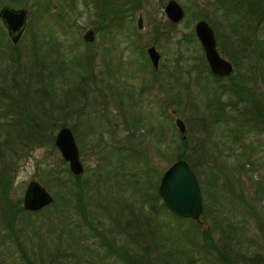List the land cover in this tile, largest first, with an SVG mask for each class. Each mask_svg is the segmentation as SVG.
Wrapping results in <instances>:
<instances>
[{"label": "rangeland", "instance_id": "1", "mask_svg": "<svg viewBox=\"0 0 264 264\" xmlns=\"http://www.w3.org/2000/svg\"><path fill=\"white\" fill-rule=\"evenodd\" d=\"M25 1L31 8L24 7L28 23L16 49L0 19V58L7 57V66L19 68L14 78H8L11 98L0 96V151L7 156L12 202L19 201L23 207L32 181L45 187L54 201L38 212H18L13 229L5 225L0 211V264H126L108 256L105 237L118 240V249L134 258L143 255L155 262L160 255L158 264H164L171 253L169 264H184V252L196 264H221L215 252L207 251V231L231 259L248 251L260 252L264 133L238 139L239 131L260 130L250 124L243 130L236 123L211 125L208 106L217 103L222 91H226L222 102L238 103L234 83L255 91L258 85L264 99V65L233 51L232 31L215 2L175 0L184 18L173 23L164 12L170 0H149L148 8L128 16L124 26L100 31L96 0H52L50 11L41 17L35 12V1ZM3 5L7 3L0 2V10ZM60 12L66 13L64 19H59ZM202 16L214 30L218 51L234 66L231 76L219 82L210 76L195 34ZM35 30L39 60L33 46ZM87 30L95 33L91 43L83 38ZM150 47L160 54L157 72L147 53ZM18 54L22 57L15 60ZM38 72L44 82L51 83L47 92L39 91ZM4 101L12 107L18 103L20 114H13L12 108L3 110ZM238 107L249 109L246 102ZM177 118L187 128L186 147ZM26 119L33 126L48 125L55 136L62 124L72 129L85 168L81 175L84 216L76 199L65 195L61 187L60 178L67 181L70 168L55 145L26 147L17 137V132L29 131ZM140 136L145 140L144 154L135 148ZM242 143L249 153L246 158ZM184 150L199 174L204 211L198 227L173 216L162 199L141 204V195L158 194L162 175ZM136 232L145 236L139 239L144 249L145 244L151 249L150 254L132 240L138 238ZM225 232L226 238L236 235V240L225 245L221 241Z\"/></svg>", "mask_w": 264, "mask_h": 264}, {"label": "trees", "instance_id": "2", "mask_svg": "<svg viewBox=\"0 0 264 264\" xmlns=\"http://www.w3.org/2000/svg\"><path fill=\"white\" fill-rule=\"evenodd\" d=\"M35 1V12L40 14H45L50 11V3L52 0H32ZM215 2L217 11H222L225 20L227 21V25L230 27L233 35V40L231 41V46L233 47V51L237 53H243L244 57H247L251 60H256L258 63H261L264 65V0H212ZM1 4L7 3V6H14L16 7H28L27 1L25 0H0ZM97 4V12L96 15L99 18L100 25L98 29L100 31L109 29L111 25L113 26H119L122 27L125 24L126 18L130 15H134V13L137 10L141 9H147L149 5V0H96ZM6 6V5H3ZM32 6V5H31ZM63 10V9H62ZM61 10V11H62ZM65 13V12H64ZM60 12L58 14L59 19H64V16H66V13ZM202 19L208 21V18L206 16H202ZM98 29H95L96 31ZM38 34L35 30V57L38 59L39 57V39ZM41 44V43H40ZM39 60V59H38ZM32 65L35 64V58L31 60ZM86 66L88 65L85 63ZM205 66H207L206 61L204 60ZM262 65V66H263ZM62 66V64L60 65ZM208 68V66H207ZM209 71V70H208ZM263 74V69H262ZM210 76L213 78L214 81L219 82L221 79L213 76L211 72L209 71ZM36 78L41 81L42 85L40 86V92H47L49 85L51 86V83L44 82L45 78L41 77L43 76L42 72H38L36 74ZM235 86L239 87L236 89H233L236 91V94L240 97L239 102H246L247 107L249 109L247 111H241L238 107V103L235 102H222L221 96L225 94L226 91H222L220 93V97H217V103L209 104V110L210 114L212 116L209 118V123L212 124H219V125H227L229 123H236L239 126L240 130H243L244 126L251 125V127L256 126L257 129L260 131H239V135H237V138L246 139L250 137L253 134H262L264 133V127H260L261 125H264V99L261 97V93L259 95L258 90L260 91V88L258 85H256L255 89H258L257 91L252 90L245 86H240L238 83H234ZM224 86H222L223 88ZM70 91H67V94L71 93ZM18 93V92H17ZM258 93V94H257ZM19 95V94H18ZM219 101V102H218ZM251 107V108H250ZM29 121L26 119L25 121V127L29 128V131H26L27 133H24L22 131L21 133L17 132V137L20 139L21 143L24 146H31L38 147V146H44L47 143H53L55 145V135L52 133V128L48 125H40L38 123H35V126L28 123ZM239 122V123H238ZM58 125V124H57ZM61 127L66 126L65 124L60 125ZM40 128L39 131L37 129ZM34 129L36 131H34ZM235 132V131H234ZM236 137V136H235ZM188 140L184 139L182 137V146L186 147ZM51 143V144H52ZM145 140L142 136L138 138V142L136 143L139 148V153L144 154L145 149L144 145ZM56 147V146H55ZM57 148V147H56ZM203 151L206 150V148L202 147ZM135 150V149H134ZM187 152L181 151L179 154H177V160L178 159H185L190 163L189 156L186 154ZM231 154H235V149L231 148ZM242 156L246 158L249 153L247 152L246 145L242 143ZM142 156V155H141ZM6 153L4 150L0 151V211L1 216L3 218V221L5 225H7L10 229H13L14 224V218L16 217V214L19 212H27L24 210V208L20 205L19 201L12 202L10 200V190L12 186V180L11 177L9 178L6 175V168H7V161H6ZM64 164L66 163L64 160L62 161ZM68 164V163H67ZM69 165V164H68ZM190 166L192 167L193 171L195 173H198L195 166L190 163ZM69 172V179L66 181L63 178H60L61 181V187L64 189V194L67 195L69 198H75L76 201L79 204V211L80 215H85L84 207L82 205V198H83V185L81 183L82 176H74L70 169H68ZM197 174V178H198ZM139 175H135V182L139 184V180L137 179ZM141 195V193H139ZM143 197V200L141 201V204L146 205L149 202H154L156 199H161L158 194L152 195H141ZM131 205V204H130ZM132 206V205H131ZM165 207V205L163 204ZM154 208V206H152ZM166 209V207H165ZM31 213V212H29ZM177 217L178 219H186L182 217H178L176 215H173ZM192 223H194L197 227L200 226L199 223L192 219H186ZM137 222L138 219H135ZM263 224L261 226V233H262V241L263 246H259L260 252H251L248 251L247 253L237 254L232 257V259L227 255V253L222 252L219 250V248L216 246L214 242V238L211 235V233L208 231L204 234L207 235L204 237L205 239V246L209 249L207 251L215 252L216 259L219 260L221 264H264V221H262ZM170 229V228H169ZM137 237H132V240L137 243V245L143 249L144 251L147 250L148 254H150V248L147 249V245L145 244V249L142 246V243L140 241V237H142V240H145V236L141 235L140 232L135 233ZM226 232L222 234V242H224L225 245L229 244L234 240H236V235L230 238H226ZM104 238V236H103ZM139 239V240H138ZM118 240H111L104 238V243L106 245L108 256L121 259L126 264H158L159 262L157 256L155 262L152 259H146L142 258L143 255L140 257H132L128 254L127 251L118 249L119 246H117ZM151 246V245H148ZM204 246V247H205ZM230 248V245H229ZM252 250V249H250ZM226 251V250H225ZM172 254H167L168 257L165 259L164 264H169L168 261L169 258L172 257ZM184 256H186L187 261L185 260L184 264H196L194 260H192V256L189 253L184 252ZM186 254V255H185ZM163 260V257H161ZM164 261V260H163Z\"/></svg>", "mask_w": 264, "mask_h": 264}, {"label": "water", "instance_id": "3", "mask_svg": "<svg viewBox=\"0 0 264 264\" xmlns=\"http://www.w3.org/2000/svg\"><path fill=\"white\" fill-rule=\"evenodd\" d=\"M164 12L173 23H178L184 18V10L175 0H170L164 7ZM28 11L25 8H12L5 6L0 10V19L8 31L14 45H17L27 27ZM143 18L139 17L138 27L142 28ZM195 34L201 43L205 60L210 72L218 78L229 77L233 71V63L222 56L217 48V40L213 28L206 20H199L195 24ZM84 40L91 43L95 38L93 30H87ZM154 69L159 68L160 54L155 47L147 50ZM176 126L179 132L186 138V125L181 118H177ZM55 146L59 150L63 160L69 164L74 176L82 175L84 165L80 158V151L76 143L75 135L70 127L59 129L55 136ZM167 209L174 215L182 218L200 221L204 211L202 192L198 178L185 159L175 161L162 175L157 189ZM54 201L53 196L36 181H32L26 188L23 197V208L29 212H38Z\"/></svg>", "mask_w": 264, "mask_h": 264}, {"label": "flooded vegetation", "instance_id": "4", "mask_svg": "<svg viewBox=\"0 0 264 264\" xmlns=\"http://www.w3.org/2000/svg\"><path fill=\"white\" fill-rule=\"evenodd\" d=\"M4 25V24H3ZM4 27H5V25H4ZM8 32V31H7ZM7 35H8V39H9V41L12 43V45H13V47L12 48H15L16 49V47L18 46V44L20 43V41L22 40V38L20 39V41L18 42V44L17 45H14V43H13V41L11 40V38L9 37V34L7 33ZM24 35V34H23ZM23 37V36H22ZM34 42H35V34H34ZM35 44V43H34ZM33 44V46L35 47V45ZM4 45H2V47H3ZM1 47V49L2 50H5L6 48H2ZM21 55L20 54H18L17 55V58H14L15 60L17 59V60H20L21 59V57H20ZM13 58V57H12ZM7 61H8V58L7 57H1L0 58V96H2V98L4 99V100H8L9 98H11V96L9 95V93L7 92V83H8V78L9 77H13L14 78V76L16 75V74H18L19 73V68H18V70L16 71V69H12V67L11 66H7L8 64H7ZM11 61H14V60H11ZM159 69V68H158ZM158 69L156 70L155 69V71L157 72L158 71ZM14 85H18V83H17V81L15 82H12ZM13 87H16V86H12V88ZM5 102V101H4ZM9 102L10 101H7V102H5V106L6 107H2V109L3 110H7V112L8 111H11V108H12V111L11 112H13V114L14 113H17V115H19L20 113H19V107H18V103L16 104V106L15 107H12V106H14V104H9ZM14 108H15V111H14ZM18 111V112H17Z\"/></svg>", "mask_w": 264, "mask_h": 264}]
</instances>
